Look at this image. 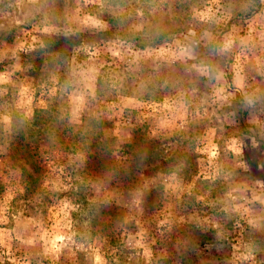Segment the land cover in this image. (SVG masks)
<instances>
[{
    "label": "rangeland",
    "instance_id": "374dc122",
    "mask_svg": "<svg viewBox=\"0 0 264 264\" xmlns=\"http://www.w3.org/2000/svg\"><path fill=\"white\" fill-rule=\"evenodd\" d=\"M247 9L246 0H0V137H27L37 111L56 110L123 144L141 131L150 164L127 190L111 174L82 172V156L52 150L41 179L52 203L20 200L9 215L10 192L0 204V264H264V0ZM110 22L177 35L145 50L86 44L40 69L18 58L42 35ZM8 148L0 144L4 183ZM76 182L81 208L69 199ZM97 204L120 216L105 225Z\"/></svg>",
    "mask_w": 264,
    "mask_h": 264
},
{
    "label": "trees",
    "instance_id": "16d2710c",
    "mask_svg": "<svg viewBox=\"0 0 264 264\" xmlns=\"http://www.w3.org/2000/svg\"><path fill=\"white\" fill-rule=\"evenodd\" d=\"M248 9L246 17L256 14L260 8V0H246ZM111 26L105 31H88L73 35H42L41 43L33 50L20 53L18 58L24 66L32 69H40L53 62L68 59L73 51L83 45H97L103 40L112 39L134 46L136 49L145 50L170 43L177 35L174 29H157L146 27L143 32L133 33L119 26ZM211 50H203L202 55L209 57ZM45 115H49V122H41ZM244 118V111L241 115ZM241 128L248 131V125L240 119ZM37 127L36 131L28 133L27 137L20 131L10 135L2 133L0 144H8V152L11 164L9 169L10 183L0 181V204L5 201L11 192L13 195L8 201V213L13 215L20 200L38 198L43 205L49 206L51 194L43 187L41 179L46 172V164L51 151L58 148L70 156H82L85 164L82 172L95 170L101 174H111L112 185L122 186L124 189L133 190L141 182L143 167L149 166L144 162V142L136 133L132 143L123 144L116 137L106 136L100 124L92 119H83L76 124L69 118H58L55 111H37L32 120ZM41 122V123H40ZM27 138L29 140H27ZM8 141V142H6ZM146 165V166H145ZM115 178V179H114ZM84 187L76 182L68 191L70 200L81 208L84 204ZM99 214H106L103 223L110 225L120 216V208L108 204H97ZM104 225L103 228L106 229ZM104 229V230H105ZM102 230V231H104Z\"/></svg>",
    "mask_w": 264,
    "mask_h": 264
}]
</instances>
